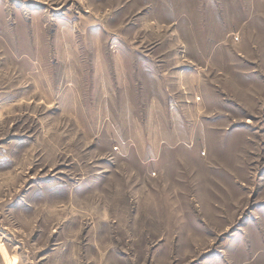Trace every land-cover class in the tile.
I'll use <instances>...</instances> for the list:
<instances>
[{
  "label": "rangeland",
  "instance_id": "1",
  "mask_svg": "<svg viewBox=\"0 0 264 264\" xmlns=\"http://www.w3.org/2000/svg\"><path fill=\"white\" fill-rule=\"evenodd\" d=\"M0 264H264V0H0Z\"/></svg>",
  "mask_w": 264,
  "mask_h": 264
}]
</instances>
